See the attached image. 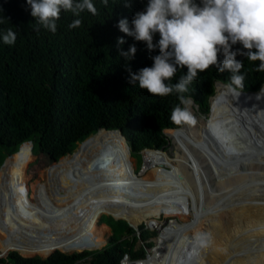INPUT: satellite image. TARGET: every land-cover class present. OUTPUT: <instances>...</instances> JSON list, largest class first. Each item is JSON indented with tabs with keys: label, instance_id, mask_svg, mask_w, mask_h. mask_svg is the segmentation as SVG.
Returning a JSON list of instances; mask_svg holds the SVG:
<instances>
[{
	"label": "trees",
	"instance_id": "1",
	"mask_svg": "<svg viewBox=\"0 0 264 264\" xmlns=\"http://www.w3.org/2000/svg\"><path fill=\"white\" fill-rule=\"evenodd\" d=\"M92 2L97 14L85 10L80 17H75L62 10L57 31L52 33L42 27L39 32L34 30L35 21L27 0H0V163L3 151H17L29 143V151H32L19 162L28 167L30 219L24 221L13 204L0 205V264H8L1 259L11 254L35 258L10 257L9 264H76L80 254L64 253L95 251L102 247L105 248L97 251L89 264H120L128 254L143 259L148 252L145 256L143 252L133 253L118 241L125 233L133 231L125 221L111 217L107 220L114 230L121 231L120 237L109 232L98 237L92 234L103 215L117 216L139 226L150 218L159 221L163 215L176 214L179 206L184 205L185 212L193 218L190 193L171 170L159 167L158 171L148 169L145 174L137 175L143 166L145 149L164 151L150 142L166 137L164 130L180 127L170 119L172 109L179 104V94L151 96L138 84L129 83L127 69L136 73L144 67H152V57L159 55V50L149 52L144 42L126 36L117 25L120 19H127L131 26L134 15L146 9L148 0H108L107 6L102 0ZM194 2L200 4V0ZM125 3L131 7H125ZM77 18L81 19V25L70 29L68 25ZM9 28L17 35L11 46L2 40V34ZM118 38L126 43L118 45ZM159 38V34H155L153 43ZM133 45L137 51L132 60L120 56V51L127 52ZM237 49L243 50L242 45L232 46L233 51ZM219 59H223L222 55ZM236 60L243 63L240 74L245 76L243 88L237 90L259 91L264 85V72L256 71L259 62L248 61L241 55H237ZM186 72V68L178 70L166 83H177ZM230 75L228 71L218 72L215 66L198 72L184 95L192 98L198 109L208 115L210 99L216 92L215 83H228ZM98 114L111 127L97 121L89 136L80 138L76 145L71 144L61 152L51 151L50 127L55 142L68 140L91 125ZM44 118L48 119L50 127L46 122L40 124ZM125 122L133 123L134 132H129ZM101 129L121 130L130 146L131 157L119 132ZM102 176L111 177L112 193L124 199L158 195L159 205L138 215L135 203L132 207H115L103 202L96 206L89 230L67 222L60 211L71 207L73 210L75 206L74 181L81 180L80 184L85 185ZM51 215L62 231L54 229L39 249L21 250L20 241L15 237V224L23 222L33 227L41 218L48 219ZM181 220L189 221L187 216H182ZM141 234L145 241L148 235Z\"/></svg>",
	"mask_w": 264,
	"mask_h": 264
},
{
	"label": "bare ground",
	"instance_id": "2",
	"mask_svg": "<svg viewBox=\"0 0 264 264\" xmlns=\"http://www.w3.org/2000/svg\"><path fill=\"white\" fill-rule=\"evenodd\" d=\"M261 89L252 93L237 91L235 95L226 93L225 84L216 83L207 117L198 116L186 105L194 122L163 131L173 142V159L162 150L142 151L141 175L155 167L176 174L192 195L194 219L184 224L172 220L167 227L156 219L147 220L148 228L159 233L154 246L146 258L125 259L124 264H264V91ZM101 130L119 132L130 155V146L121 130ZM208 169L218 179L219 192L208 183ZM243 169L249 172L236 174ZM106 177L83 185L77 202L74 196V224L89 229L96 206L103 202L115 207H131L135 203L138 215L159 205L158 195L124 199L106 192L113 184ZM183 208L180 205L175 215L183 213ZM70 210L72 207L60 212L69 219ZM47 220L55 221L52 215ZM15 228L19 229L23 251L41 248L54 231L52 226L30 227L23 222L16 223ZM196 232L211 235L208 248L194 250L192 237Z\"/></svg>",
	"mask_w": 264,
	"mask_h": 264
},
{
	"label": "clouds",
	"instance_id": "3",
	"mask_svg": "<svg viewBox=\"0 0 264 264\" xmlns=\"http://www.w3.org/2000/svg\"><path fill=\"white\" fill-rule=\"evenodd\" d=\"M102 2L104 6L108 5V0ZM27 5L37 32L42 27L55 33L62 10L75 17H80L85 10L97 14L92 0H27ZM124 6L131 7L129 3ZM81 23L77 18L68 27L75 29ZM117 27L135 41L144 42L149 52L159 50V55L152 57V67H144L136 73L127 69L129 83L138 84L151 96L179 94V104L172 109L170 117L175 125L194 122V116L184 107L192 104L193 100L184 94L189 91V85L197 78L198 72L212 66L220 73L230 72L225 89L226 93L235 95H238L237 89L243 88L245 80V76L240 74L244 65L236 60L237 55L245 56L251 62L258 61L256 71L264 72V0H200L199 5L194 0H148L146 9L134 15L131 26L127 19H120ZM157 33L160 38L154 44L153 37ZM16 39L17 35L11 28L2 34L5 45H13ZM117 43L123 45L126 41L118 38ZM236 44L242 45L243 50L233 51L232 46ZM136 51L133 45L127 52L120 51V56L130 61ZM221 55L222 60L219 59ZM185 68L187 72L179 77L177 83H166L175 77L178 70ZM211 243L210 234H193L194 250L208 248Z\"/></svg>",
	"mask_w": 264,
	"mask_h": 264
},
{
	"label": "rangeland",
	"instance_id": "4",
	"mask_svg": "<svg viewBox=\"0 0 264 264\" xmlns=\"http://www.w3.org/2000/svg\"><path fill=\"white\" fill-rule=\"evenodd\" d=\"M190 109L193 112L197 113L198 116H201L203 118L207 117L210 114L209 113L208 115H206L208 112L203 113L201 110L198 109V106L195 103H192V105L190 104ZM210 111H211V107H210ZM97 121H102V123L105 124L106 127H111V124L109 122H106L103 119V117L101 116V114H98V115H96V117H95V119L91 125H89L86 128L79 130L70 139L64 140V141H59V142H55L53 139L52 128L50 127L48 119L44 118L40 122V124H43L46 122L48 127H50L51 137H52L51 151L53 153H55L56 151H58V152L63 151L64 149L68 148L71 144L76 145L78 143L79 139L82 138L83 136H86V135L89 136L91 128L96 125ZM124 125L129 130V132H134L135 127L133 126L132 122L131 123L125 122ZM182 125L183 124H181L179 126H182ZM150 143H151L150 145H152V146H157L158 149H164L163 153H166L171 159H173V156L171 154L173 142L169 137H167V135L164 138H160L159 140L154 141V142H150ZM30 147H31V143L25 145L24 148L17 150V151H13V152L3 151V157H2L1 163H0V205L1 204H13L16 208V211L19 212L21 218L24 221H27L30 219V210H29V207L31 205V203L29 201L30 200V185L29 186L26 185V173H27L28 167L22 166L19 162L21 159L28 158V156L32 153L31 150L29 151ZM78 147H79V144L77 145L76 149ZM74 151L72 153H74ZM207 167L208 166L205 164L206 169H207ZM150 170H157L158 171L160 169L158 167V168H151ZM247 172H249V171H247L246 169H243L242 171L238 170L236 172V174L247 173ZM137 175H141V171H139L137 173ZM207 176H208L207 177L208 183L210 184V186L213 187L214 190H218V192H219L221 190V188L217 186V184L219 182H218V179L215 176V174H213L211 172V170L208 169L207 170ZM106 178L112 180L111 177L107 176ZM80 183H81V180L74 181L73 186H75V188H73V191H74L75 198H77V194H78L79 190L84 185V184L81 185ZM77 185L78 186L80 185V186L77 187ZM105 191L111 192L110 188L108 190H105ZM189 193H188V195H189ZM189 198H190V201L192 204L193 198H192L191 193L189 195ZM77 201H78V198L76 199V202ZM132 206H134V203H132ZM181 206H183V205H181ZM62 210L64 211L65 209H62ZM70 213L72 215H70L69 219L66 218V216L64 215L65 213L63 214V217L67 222H73L74 217L76 215V212L74 210H70ZM182 216H187L189 221L183 222L181 220ZM108 217H110V216L103 215L101 217V219L97 225V228L92 231V234L94 236L98 237L101 233L109 232V233L116 235L117 237H120L121 231H118V230L116 231L110 226V224L107 221L109 219ZM150 219H152V218H150ZM172 220H177L183 224L189 223L192 220V215L189 212H185V206H184L183 213H180L179 215H175V214L167 215V216L163 215L162 217L159 218L158 222L163 223V225L165 227H167ZM115 221H118V220H115ZM38 224L52 226L54 229H58V230L62 231L61 225H59L56 221H53L51 223L48 222L46 217L41 218L39 220ZM75 224L80 225V223H75ZM137 227H138V230H134L131 228L133 231L130 233H125L124 236L122 238H120V240H118V241L122 242L124 244L125 248L131 249V251L133 253L143 252V254L145 256L147 254L148 250L154 246V243H155L156 239L158 238L159 233H157L156 230L151 231L148 228V226L146 225V223H143ZM87 230H89V229H87ZM141 233H146V235H148V238L145 241H142V239H141L142 234ZM15 237L20 241L19 229H16V236ZM134 239H136V240L134 241ZM106 244H108V241ZM131 244H133L132 247H130ZM104 248L105 247H102L101 249H104ZM101 249L95 250V251H83L80 253L74 252L71 254H67V253H64V254H66V255H72L75 253L80 254L81 257L76 262V264H89L91 259L93 258V256L97 254L96 252L100 251ZM127 256H128V260H130V261L141 258V257L132 258V257H130L129 254ZM10 257H20V256H18L17 254H11L6 258H2L1 260H4L5 263L9 264ZM124 257H125V255H124ZM20 258H22V257H20ZM33 258H35V257L22 258V259L28 260V259H33ZM120 263H121V261H120Z\"/></svg>",
	"mask_w": 264,
	"mask_h": 264
},
{
	"label": "water",
	"instance_id": "5",
	"mask_svg": "<svg viewBox=\"0 0 264 264\" xmlns=\"http://www.w3.org/2000/svg\"><path fill=\"white\" fill-rule=\"evenodd\" d=\"M216 83H221V82H216ZM215 83V84H216ZM224 84V83H223ZM264 84V83H263ZM236 91H238V92H242V93H252V92H243V91H239V90H236ZM210 99V98H209ZM194 103V102H193ZM110 217H112L114 220H122V219H116L115 217H113V216H110ZM122 221H124V220H122ZM126 222V221H125ZM127 223V225L130 227V228H132V229H134V230H138V227H133L132 225H130L128 222H126ZM49 256H51V255H49ZM49 256H47L46 258H48Z\"/></svg>",
	"mask_w": 264,
	"mask_h": 264
},
{
	"label": "built area",
	"instance_id": "6",
	"mask_svg": "<svg viewBox=\"0 0 264 264\" xmlns=\"http://www.w3.org/2000/svg\"><path fill=\"white\" fill-rule=\"evenodd\" d=\"M125 259H128V256H127V255H125V257L123 258V260H125ZM123 260H121V262H122ZM120 264H121V263H120Z\"/></svg>",
	"mask_w": 264,
	"mask_h": 264
}]
</instances>
